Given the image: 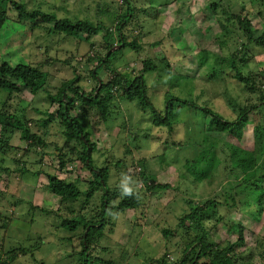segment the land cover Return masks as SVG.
<instances>
[{
  "label": "rangeland",
  "instance_id": "obj_1",
  "mask_svg": "<svg viewBox=\"0 0 264 264\" xmlns=\"http://www.w3.org/2000/svg\"><path fill=\"white\" fill-rule=\"evenodd\" d=\"M13 1L28 11L103 25L86 41V35L67 36L47 23L19 21V12L8 4V20L0 30V64L32 65L47 75L37 96L29 89L21 94L0 89V112L14 114L44 142L30 146L22 130L0 126V247L5 253L20 247L28 251L14 264H82L77 243L82 242L83 225L70 230L62 223L102 219V192L86 203L93 177L79 159L87 150L79 137L66 139L58 103L49 95L58 94L76 76L90 94L96 87L90 74L95 69L104 82L116 76L111 69L131 81L149 61L158 69L143 73L152 105L147 110L123 97L113 101L107 120L77 99L71 109L96 146L90 152L94 167L109 168L110 188H133L144 202L143 215L140 210L104 213L106 226L91 230L98 242L90 248L89 264H99L97 258L111 264H158L165 255L169 264L185 258L184 264H190L200 235L212 251L200 262L210 263L235 243V262L264 264V0ZM212 4L219 5L216 11ZM129 15L122 33L138 47L117 48L110 70L98 66L96 57L106 56L109 44L120 46L118 21ZM238 17L251 22L254 40H248ZM235 70L256 80L259 89L248 90L233 77ZM214 71L218 76H211ZM67 93L73 95L70 89ZM174 98L210 109L229 122L249 110L246 126L237 134L220 131L211 116ZM48 114L50 123L44 126ZM160 116L168 117L173 129L156 124ZM200 158L204 161L198 166L194 162ZM61 161L74 170L67 173ZM47 174L78 184L84 194L77 201H64L46 189ZM143 174L170 188L148 195L145 182L137 184L144 181ZM207 200L218 203L210 209L214 215L186 221ZM241 227L244 242H238ZM166 229L173 234L166 237Z\"/></svg>",
  "mask_w": 264,
  "mask_h": 264
},
{
  "label": "trees",
  "instance_id": "obj_2",
  "mask_svg": "<svg viewBox=\"0 0 264 264\" xmlns=\"http://www.w3.org/2000/svg\"><path fill=\"white\" fill-rule=\"evenodd\" d=\"M9 3H11L13 8H15L19 12V16H18L19 21H25L28 18H30L36 22L40 21L41 23H47L48 25H53V31L56 30L58 32L64 33L67 36L78 38L80 35L83 34L87 36L86 41H90L93 36L97 35L103 29V25L101 24L92 25L86 21H78L74 23L71 22L69 19H58L55 15L46 14L41 11H28L25 5H22L19 2L13 0H0V30L3 29L4 23L8 20L7 9ZM212 7L216 11L219 5L212 4ZM38 18L41 19L37 20ZM130 18L131 15L125 16L124 19L118 21V28H119L118 30L122 35L120 36L119 44L121 45V43H124L122 49L127 48L128 46L132 48L138 47L136 44L130 45L128 42H126V39L122 33V30L128 25ZM238 19L241 22L242 28H244V32L246 33L248 40L250 41L254 40L251 22L247 19H241V17H238ZM115 45L116 44H111V45L109 44V46L107 47V51L114 48ZM118 51L119 50L109 52L106 56H102V57L97 56L96 58L98 61L97 62L98 66H102L103 68L105 67L106 70H108L109 69L108 64L112 60V57L118 53ZM157 69L158 67L154 66L151 61L146 62L141 71L142 74L137 75L131 81L126 80L125 79L126 77L123 76V74L111 69L113 74H116V76L114 77L113 75L114 78H112L111 75L110 76L111 78L108 80V82L106 81L104 82L103 80H101L100 88L98 82V72L95 69V71L94 72L91 71L90 74L95 79L96 87L92 89L90 94L86 93L79 86L81 78L80 76H76L74 79L65 82L63 86L60 88L58 94L49 95L50 99L54 103H58L59 106L58 115L61 118L62 125L65 127L63 132L64 135L66 136V139L70 141L75 137H79L81 142L84 144V148L87 150L86 155H83V157L79 159L83 163V166L91 172V175L93 177V179L88 183L90 190L86 193L87 196L86 203H88L93 198V196H95V194L100 193V191L102 192V196H101L102 210L100 213V217L102 219L98 221L89 219L84 222H83L84 219L82 221L66 220L62 223L63 227L69 228L70 230L77 229L80 224L83 225L84 231L82 233V238L80 239L82 242L77 243V245H79L80 248H82L81 249L82 264H89V262L90 263L92 262V260H89V257L90 258L92 257V254L90 252L93 251L90 250V248L92 249L93 242L96 243L98 242V240L94 236H92L91 230L93 228L102 229L106 226L108 220L103 216L104 213H106L110 209L111 211H116L118 209V211L120 212H126L128 210H132L135 212L140 210L142 212L144 202L142 201L143 195L140 192L134 191L133 188L128 187V189H120V191H117L116 189L112 190V188H110L108 184L110 177L109 168L94 167L90 152L96 150V146H94L95 145L94 143L90 142L89 134L84 131L83 125L81 124L79 119L77 117L72 116L71 109L74 107L75 103L78 100L84 105L90 107L91 109L97 110L101 118L103 120H107V118L109 117V113L113 101L118 97H123L130 101H138L142 109L147 110L152 105L150 102V98L147 94L146 83L143 73L157 71ZM211 76L214 77L218 76L217 72L214 71L211 74ZM46 77L47 75L42 69H40L39 67H34L32 65L18 64L16 66H12L6 62L0 64V89L8 91L11 94L12 93L21 94L24 89H29L30 93H32L34 96H37L41 91L45 89ZM233 77L237 79L239 82L244 83L248 90L259 89L257 88L258 87L257 83H255L256 80H251L247 78L238 70H235V74L233 75ZM68 89H70L71 93H73L72 96H68L67 93ZM107 89L112 90L110 94ZM105 94H107L108 96ZM262 94H264V85L262 88ZM171 98L172 96L169 95L167 96L168 101H170ZM173 100L178 101L184 105L198 108V105H196L195 103L183 101L179 98H174ZM261 100L264 101V98H262ZM169 107H171L170 103H169ZM169 107L166 108V112H168ZM262 109L264 111V105H262ZM198 110H200L203 113V115L205 114L207 116H211L212 124L217 129L223 132L226 131L230 134H234V133L237 134L236 133L237 131L240 133L242 128L246 126L245 122L247 120L248 111H249V110L242 111L237 121L229 122L224 120L219 114H217L216 112L210 109L198 108ZM50 119H51L50 115L48 114V118L43 120L41 124L44 126H48L50 123ZM9 123L11 124V126L7 125ZM156 124L158 125L164 124V126H167L170 130L173 129V125L170 124L168 117H164V116L158 117L156 120ZM0 126L4 127L5 129H8V131H10V128L13 130H17V129L22 130L23 138L31 142L30 146H32L33 143L36 144L44 143L40 135L36 133L32 134V132H30L29 128L26 125L22 124V122L16 116H14V114H8L7 111L2 110L0 112ZM203 161L204 158H200L199 160H196L194 163L200 166ZM66 163L67 162L65 161H61L60 165L61 167L65 168V171L67 173H71V171L74 170L73 168L74 166L68 167ZM140 174L142 175V173ZM205 174L202 177H204ZM46 176L48 180V183L45 185L46 189L49 190L52 194L59 196L64 201H77L84 194V192L79 188L78 184L74 182H68L67 180H62L57 175L54 174H47ZM143 179L144 181L139 179L137 180L139 182L137 181L136 182L137 184L140 182L142 183L145 182L146 193L147 194L150 193L151 196H154L158 192L170 188L169 184H162L157 182L156 178L153 177L152 175L149 178H147L146 175L143 174ZM116 200L118 201V205L115 207L112 203ZM217 204L218 203L215 200H207L203 206L191 210L190 214L185 216L186 221H191L192 219L200 216L204 217V220H206V217H208L207 213L214 215V213H212L214 211H210V209H216ZM70 211L76 213L74 209H71ZM139 214L143 215L144 213L142 212ZM77 215L81 218L83 217L82 212L78 211ZM182 223H185V221L183 220ZM99 224L100 226L98 227L97 225ZM89 227L90 229L86 233V230ZM163 231L166 237L170 234H173L172 231L167 229ZM74 240L76 239H73L72 242ZM91 240H92V245H90ZM196 242L199 243V248L197 252L193 254L194 257L190 262V264H239L240 262V260L239 262L238 260L236 262L234 261L236 258H239L233 253L235 243L231 244L230 248H228L229 250H226L224 253L218 252L216 254L215 259H213L210 263L200 262L201 259L207 258L212 251L210 250V246H208L207 240L205 237H203V235L198 236ZM238 242H244L242 227L240 232V238H238ZM26 251L27 249L20 247L19 249H13L5 253L3 252V249L0 247V264H14L18 259H20L21 256L28 254V251L27 252ZM184 251L187 253L189 251L188 247ZM166 258L167 255L157 260V263L169 264L166 261L167 260ZM186 259L187 258L183 259L179 264H184L186 262ZM96 260L97 263L99 264H111L106 261H100V259L98 258Z\"/></svg>",
  "mask_w": 264,
  "mask_h": 264
},
{
  "label": "water",
  "instance_id": "obj_3",
  "mask_svg": "<svg viewBox=\"0 0 264 264\" xmlns=\"http://www.w3.org/2000/svg\"><path fill=\"white\" fill-rule=\"evenodd\" d=\"M122 46H124V43H122L120 46H117V47L115 46L112 50H110V52H113V51L117 50V48H120ZM98 81H99V88H100L101 87V79H98ZM89 229H90V227L87 228L86 233L88 232Z\"/></svg>",
  "mask_w": 264,
  "mask_h": 264
},
{
  "label": "built area",
  "instance_id": "obj_4",
  "mask_svg": "<svg viewBox=\"0 0 264 264\" xmlns=\"http://www.w3.org/2000/svg\"><path fill=\"white\" fill-rule=\"evenodd\" d=\"M122 2V0H120Z\"/></svg>",
  "mask_w": 264,
  "mask_h": 264
},
{
  "label": "clouds",
  "instance_id": "obj_5",
  "mask_svg": "<svg viewBox=\"0 0 264 264\" xmlns=\"http://www.w3.org/2000/svg\"><path fill=\"white\" fill-rule=\"evenodd\" d=\"M100 79V78H99ZM99 82V81H98Z\"/></svg>",
  "mask_w": 264,
  "mask_h": 264
}]
</instances>
